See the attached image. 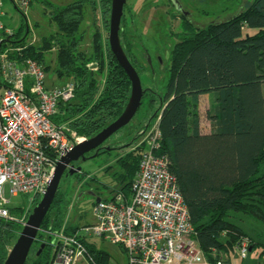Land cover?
Masks as SVG:
<instances>
[{
	"label": "trees",
	"instance_id": "obj_1",
	"mask_svg": "<svg viewBox=\"0 0 264 264\" xmlns=\"http://www.w3.org/2000/svg\"><path fill=\"white\" fill-rule=\"evenodd\" d=\"M99 1L105 17L112 0ZM87 4L95 9L97 3L76 0L64 8L49 5V17L57 31L43 38L41 47H27L24 54L44 65L45 52L57 51L55 74L60 80H70L75 91L73 99L59 105L53 122L67 124L79 137L91 139L123 113L131 95V82L110 48L104 55L98 33L94 35L93 55L86 57L81 51L80 30ZM184 24L185 36L170 53V78L163 106L156 113H160V154L169 159L170 172L177 180L196 239L206 255L212 250L229 252L247 237L252 250L257 245L263 248V256L264 244L254 241L228 215L242 213L264 223V0H253L229 20L202 29L187 20ZM17 36L13 34L11 42L22 45L24 39L14 40ZM93 63L105 75L103 82L93 73ZM48 69L45 66V71ZM205 94L212 97L213 103L208 112L213 125L209 133H203L200 127L199 98ZM142 150L143 146L130 153L124 164L122 160L126 174L119 178L121 188L110 196L117 191L130 195ZM109 152L103 150L99 155ZM59 197L58 192L35 241L46 247L39 257L38 250L32 259L29 255L26 264H51L52 248L48 240L41 238V232L48 228L55 234L53 231L63 225L64 214L57 209ZM54 208L59 213L49 221ZM22 229L0 221V264H4L11 241ZM78 230L80 227L65 232ZM86 246L99 264H108V255L97 250L93 240Z\"/></svg>",
	"mask_w": 264,
	"mask_h": 264
},
{
	"label": "built area",
	"instance_id": "obj_2",
	"mask_svg": "<svg viewBox=\"0 0 264 264\" xmlns=\"http://www.w3.org/2000/svg\"><path fill=\"white\" fill-rule=\"evenodd\" d=\"M4 0H0V8ZM26 14L33 0H11ZM13 32L0 24V221L25 226L29 214L18 217L10 198L31 194L29 207L47 190L57 163L87 139L56 125L61 103L73 99L75 87L46 86L45 66L26 57L27 47L11 42ZM160 116L145 130L139 171L130 195L121 191L95 202L94 222L76 233H55L51 264H98L86 242L102 239L119 245L127 264H236L251 252L242 237L229 252L206 255L197 239L187 204L160 154Z\"/></svg>",
	"mask_w": 264,
	"mask_h": 264
},
{
	"label": "rangeland",
	"instance_id": "obj_3",
	"mask_svg": "<svg viewBox=\"0 0 264 264\" xmlns=\"http://www.w3.org/2000/svg\"><path fill=\"white\" fill-rule=\"evenodd\" d=\"M76 0H33L26 14L18 10L13 1L4 0L0 8V24L17 34V39L23 40L21 46L41 47L42 39L53 35L57 30L51 22L49 5L56 8H64ZM253 0H178L183 12L175 10L170 0H126L124 18L122 22L121 42L132 64L136 67L143 90H148L142 101V106L133 120L111 138L104 147L116 149L113 152L101 154L94 158H88L85 162L76 164L82 168L84 174L63 179L60 184L57 204L64 214L63 225L55 232L63 230L73 231L76 227H83L94 222L93 206L98 198L109 197L119 188V178L126 172L122 169V160L127 159L130 153L136 152L145 138V130L149 124L155 123L160 116L157 115L163 106L162 98L165 96L166 86L170 78V53L173 47L180 42L186 33L185 21L194 27L202 29L210 24L224 22L248 7ZM95 9L91 4L84 7V21L81 25L80 35L83 37L81 51L86 57L93 55L94 35L98 33L102 41L104 55L109 47V27L111 17L110 4L106 16L102 17L101 4L96 0ZM28 29V31H27ZM44 65L49 66L46 71V86L51 87L55 81L57 67V51L50 50L44 54ZM95 63V62H94ZM91 64L93 73L99 80L104 81L105 75L101 73L97 64ZM68 82L66 80L64 83ZM56 85L61 82L56 81ZM199 115L200 127L203 133L213 130V125L208 119V112L212 108V97L209 94L200 96ZM134 143L130 146V144ZM94 155V152L89 154ZM7 197L10 198V208L15 210L18 217L31 214L33 208L29 207L31 194H19L11 197L7 188ZM54 208L50 212L49 221L57 218L58 210ZM228 219L240 226L254 241L264 244V223L254 217L242 213H230ZM17 225V224H16ZM54 234L45 228L41 232V238L48 240L51 246L52 257L54 255ZM17 238H13L8 247L7 256L15 245ZM92 242V240H91ZM97 250L108 255V264H126L127 257L119 245L102 239H93ZM35 242L30 259L39 250L40 245ZM248 255V258L236 264H264V255L261 256L262 247L256 246ZM97 261V260H96ZM83 264V263H79ZM99 264V263H98Z\"/></svg>",
	"mask_w": 264,
	"mask_h": 264
},
{
	"label": "water",
	"instance_id": "obj_4",
	"mask_svg": "<svg viewBox=\"0 0 264 264\" xmlns=\"http://www.w3.org/2000/svg\"><path fill=\"white\" fill-rule=\"evenodd\" d=\"M177 11L183 12L178 0H172ZM126 0H112L110 27H109V47L119 65L126 72L131 82V95L123 113L109 126L104 128L100 133L91 139L76 145L72 151L63 156L57 163L52 180L41 196L39 202L35 205L25 226L19 234V237L8 254L4 264H26L31 249L37 239L41 226L48 215L60 189L63 179H69L82 172L81 167L76 164L80 161L85 162L88 158H94L101 151H111L112 148L104 147L106 141L114 134L127 126L135 117L142 106L145 95L137 69L130 61L121 42V25L124 15ZM184 13V12H183ZM186 16L187 14L184 13ZM156 116V114L154 115ZM95 152L93 156H88ZM98 198L96 202H100ZM46 245L42 244L36 253L39 257Z\"/></svg>",
	"mask_w": 264,
	"mask_h": 264
},
{
	"label": "crops",
	"instance_id": "obj_5",
	"mask_svg": "<svg viewBox=\"0 0 264 264\" xmlns=\"http://www.w3.org/2000/svg\"><path fill=\"white\" fill-rule=\"evenodd\" d=\"M6 28V27H5ZM7 29V28H6ZM27 31H28V29H27ZM46 66V65H45ZM47 67H49V66H47ZM56 71V70H55ZM56 81H59V82H61V84H59V85H56L55 83H56ZM66 80H60V79H58V77L56 76V78H55V81H53L52 83H51V87H53V86H55V87H60V86H63L64 84H66V83H64ZM68 82H70V80H68ZM107 198V197H106ZM100 199H103V198H100ZM126 264H127V261H126Z\"/></svg>",
	"mask_w": 264,
	"mask_h": 264
},
{
	"label": "flooded vegetation",
	"instance_id": "obj_6",
	"mask_svg": "<svg viewBox=\"0 0 264 264\" xmlns=\"http://www.w3.org/2000/svg\"><path fill=\"white\" fill-rule=\"evenodd\" d=\"M171 1V4H172V6L175 8V6H174V4L172 3V0H170ZM175 10H176V8H175ZM177 11V10H176ZM180 14H182V16H184V17H187V15L185 16L184 15V13L183 12H181V11H178ZM122 22H123V19H122ZM121 28H122V25H121ZM122 31H123V28H122ZM145 95H146V93H145ZM144 95V96H145ZM104 146V145H103ZM95 153V152H94ZM88 156H90V155H88ZM79 163V162H78Z\"/></svg>",
	"mask_w": 264,
	"mask_h": 264
}]
</instances>
